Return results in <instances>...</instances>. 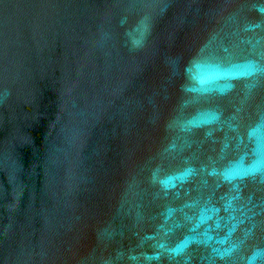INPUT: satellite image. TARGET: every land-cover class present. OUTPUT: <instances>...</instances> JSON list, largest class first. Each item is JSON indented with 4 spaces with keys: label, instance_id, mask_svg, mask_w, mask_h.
I'll list each match as a JSON object with an SVG mask.
<instances>
[{
    "label": "water",
    "instance_id": "obj_1",
    "mask_svg": "<svg viewBox=\"0 0 264 264\" xmlns=\"http://www.w3.org/2000/svg\"><path fill=\"white\" fill-rule=\"evenodd\" d=\"M0 264H264V0H0Z\"/></svg>",
    "mask_w": 264,
    "mask_h": 264
}]
</instances>
